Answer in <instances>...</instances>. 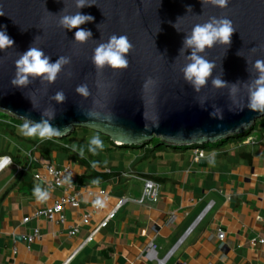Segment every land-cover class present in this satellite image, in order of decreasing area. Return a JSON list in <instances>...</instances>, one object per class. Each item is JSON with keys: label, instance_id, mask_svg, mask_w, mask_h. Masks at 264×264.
<instances>
[{"label": "water", "instance_id": "1", "mask_svg": "<svg viewBox=\"0 0 264 264\" xmlns=\"http://www.w3.org/2000/svg\"><path fill=\"white\" fill-rule=\"evenodd\" d=\"M0 0V31L14 41L0 50V106L15 116L49 124L61 132L73 126L96 129L119 145L141 144L154 136L177 144L205 143L243 132L264 112L248 108L264 60V0H230L225 8L203 0ZM91 15L81 25L92 36L74 40L79 29L66 31L62 16ZM232 21L230 45L215 44L198 53L211 62V74L199 92L184 79L192 49L186 37L212 18ZM126 36L131 48L127 67L97 70L94 50L111 36ZM30 47L63 65L54 82L31 78L15 87V62ZM220 80L219 87L213 80ZM86 85L88 95L77 92ZM62 92L63 101L55 99ZM16 113V114H15ZM207 163L206 158L199 161Z\"/></svg>", "mask_w": 264, "mask_h": 264}, {"label": "crops", "instance_id": "2", "mask_svg": "<svg viewBox=\"0 0 264 264\" xmlns=\"http://www.w3.org/2000/svg\"><path fill=\"white\" fill-rule=\"evenodd\" d=\"M245 130L248 135L240 141L223 142L239 132L194 145L145 141L124 146L143 147L142 151L104 156L110 149L105 144L93 155L90 141L72 144L61 137L35 138L24 154L19 146L16 151L0 149V157L13 161L0 170V264H63L118 198L141 196L143 178L160 183L159 199L147 204L128 200L68 264H158L145 256L152 240L163 264H264V242L250 243L253 238L264 239V116ZM111 142L110 138L106 143L113 146ZM196 147L204 150L205 165L195 158ZM49 164L73 168V189L45 187L35 177L46 175ZM37 185L49 192L46 202L33 196ZM98 188H106L111 200L105 211L94 214L90 225H84L82 214L98 197ZM75 191L80 192L81 204L66 206L65 222L34 215L38 208ZM26 216L30 220L24 222ZM75 226L80 230L72 235L69 231ZM35 227L41 229L42 238L28 244L22 236ZM219 228L226 231L223 239L218 237Z\"/></svg>", "mask_w": 264, "mask_h": 264}, {"label": "clouds", "instance_id": "3", "mask_svg": "<svg viewBox=\"0 0 264 264\" xmlns=\"http://www.w3.org/2000/svg\"><path fill=\"white\" fill-rule=\"evenodd\" d=\"M203 2L225 8L230 0H203ZM89 5L88 0H76V6L80 9ZM92 21L93 17L91 15H84L80 12L72 16H62L59 20V25L66 31L79 29L74 34V40L84 43L92 36V33L90 30L80 26ZM233 33L232 21L226 18L217 19L213 17L209 23L197 24L192 29V34L186 37L184 44L192 49L190 57L192 62L183 68V75L184 79L191 84L195 91L199 92L200 88L206 84L213 66L211 62L205 60L198 53L203 52L205 48H211L217 43L230 45ZM13 45L14 41L6 34V31H0V50L11 48ZM130 48L131 44L126 36L113 35L109 38L107 44H100L94 50L92 63L97 70L103 69L106 65L113 69L125 68L128 64L126 54ZM67 63L68 59L63 56L59 57L55 62H50V58L41 49L30 47L16 60L15 78L11 83L15 87H23L30 83L31 78L54 82L63 65ZM255 67L261 73V76L255 81V88L250 93L248 108L252 111L264 112V60H257ZM212 83L216 87L222 86L220 80L214 79ZM77 92L87 96V86H79ZM55 99L63 101V93L58 92ZM20 131L25 138H38L41 141L59 137L61 134L59 130L53 128L46 120L42 123H24ZM89 145L88 150L93 155L96 154L97 149L103 150V142L99 136L93 137ZM73 151H76L75 147ZM80 155L83 156V151L80 152ZM12 163L13 161L10 157H0V170L10 166ZM64 182L69 183L70 178H67ZM32 194L39 203L46 202L50 195L47 190L42 189L39 185L34 187ZM96 205L103 206L99 200L96 201Z\"/></svg>", "mask_w": 264, "mask_h": 264}, {"label": "built area", "instance_id": "4", "mask_svg": "<svg viewBox=\"0 0 264 264\" xmlns=\"http://www.w3.org/2000/svg\"><path fill=\"white\" fill-rule=\"evenodd\" d=\"M205 152L203 149L196 147V156L195 158L200 161V159L204 158ZM47 174L41 175L40 173H36L35 177L42 180L45 187L54 188V187H64L65 189H73L74 184L70 180L69 183H65L64 181L67 178H70L73 174V168L71 166H65V167H57L55 165L49 164L46 165ZM126 175L134 176L135 174H130V172ZM144 181V187L142 194L139 198H130L131 200H135L136 202L140 204H147L148 202H156L161 194V185L159 182L152 178H143ZM128 197H120L116 201V203L109 208L105 214L103 215L102 219L98 224L91 229L89 235L83 240L81 245L76 249L69 258L63 264H68L73 257L76 255V253L82 249L88 242H90L95 234L103 227L107 226L110 221L115 217V215L118 213V211L123 207V205L130 200ZM99 200L101 206L96 205V201ZM111 200V195L108 192L106 188H98V197L93 201L91 208L88 212H84L82 214L81 223L84 225H90L91 220L97 212L105 211V204ZM81 204L80 199V192L75 191L72 193H65L61 197H59L53 205L47 207V208H38L35 210L34 215L37 217H45L53 221L58 222H65L66 216H65V208L67 205L72 206L74 208H79ZM212 206V202H210L206 208L205 211H208L210 207ZM201 217V216H200ZM199 217V218H200ZM30 220L29 216H26L23 221L27 222ZM194 225L190 226L188 230L185 232V235L181 238L180 241H182L193 229ZM80 228L78 226H75L72 228L69 233L74 235L77 232H79ZM218 237L223 239L226 235V231L222 228L218 229ZM23 239L28 244H31L37 240H40L42 238V232L39 227H35L32 233L22 236ZM264 239H257L253 238L250 243L252 246H256L258 243H263ZM17 249L14 248V252L16 253ZM145 256L149 260H157L158 264H163L165 262V259H161L157 255V244L154 240H152L146 250H145Z\"/></svg>", "mask_w": 264, "mask_h": 264}, {"label": "rangeland", "instance_id": "5", "mask_svg": "<svg viewBox=\"0 0 264 264\" xmlns=\"http://www.w3.org/2000/svg\"><path fill=\"white\" fill-rule=\"evenodd\" d=\"M0 111L6 112L7 114L11 115V116H15L14 114L10 113L8 110H5L4 108L0 107ZM17 117V116H16ZM23 124L24 123H33L31 121H28L27 119H23ZM20 128H12L13 133L11 132V127L5 125V124H0V149H5L6 151L11 150V151H16L18 150V146L20 147V150H23V154L26 150V148H28L30 145L29 141L35 139V138H25L23 136V134L20 131ZM74 131H76L77 133H74ZM64 136H67V138H64L63 140L70 142L72 144H75L76 142H87L90 141L93 137L95 136H99V138L101 139V141L103 142V144H105L104 146H107L108 151H104L103 152V156L105 154H107L108 152H114L113 154L119 153V152H124L127 150H135V151H142L144 150L143 147L137 149V148H124V147H114L112 146L110 143H106L108 136H106L104 133L90 128V127H85V126H73L71 128V130H69L68 132L65 133ZM60 137V136H59ZM160 139L161 136H158ZM106 138V139H104ZM67 139V140H66ZM18 141V143H16ZM112 143V142H111ZM149 143V142H148ZM26 145V147L24 148V145ZM194 144H198V143H194ZM192 144V145H194ZM202 144V143H201ZM137 145V144H136ZM148 154H151L153 151L152 149L148 151ZM157 152V151H156ZM155 153V152H154ZM114 156V155H113Z\"/></svg>", "mask_w": 264, "mask_h": 264}, {"label": "trees", "instance_id": "6", "mask_svg": "<svg viewBox=\"0 0 264 264\" xmlns=\"http://www.w3.org/2000/svg\"><path fill=\"white\" fill-rule=\"evenodd\" d=\"M22 121H23V118H19V117H16V116H11V115L7 114L6 112L0 111V123L2 125L5 124V125L11 127V132L12 133H13L12 128L13 129L19 128V127H21L23 125ZM76 127H78V126H76ZM74 133H76V131H74ZM247 135H248V132H246V130H245V131H243L241 133L239 132V133H236V134L228 136L226 140H223V142L230 141V140H239L240 141L244 137H246ZM106 136H108V135H106ZM66 137L67 136H62L61 138L64 139ZM108 139H110V136H108ZM159 140H162V139H160L159 137L154 136L153 138L148 139L146 141V143H143V144H147L148 142L157 143V141H159ZM66 143H68V142H66ZM112 144H113L114 147H124V146H126V145L116 144L113 140H112ZM92 147H94V146H92Z\"/></svg>", "mask_w": 264, "mask_h": 264}, {"label": "bare ground", "instance_id": "7", "mask_svg": "<svg viewBox=\"0 0 264 264\" xmlns=\"http://www.w3.org/2000/svg\"><path fill=\"white\" fill-rule=\"evenodd\" d=\"M1 107V106H0ZM1 108H4L5 110H8L7 108H5V107H1ZM10 113H12V114H14L12 111H10V110H8ZM16 114V113H15ZM28 121H30V120H28ZM32 122V121H31Z\"/></svg>", "mask_w": 264, "mask_h": 264}]
</instances>
